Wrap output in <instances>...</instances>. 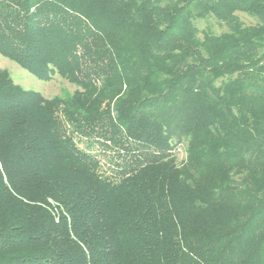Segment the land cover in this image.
Masks as SVG:
<instances>
[{
	"label": "trees",
	"instance_id": "1",
	"mask_svg": "<svg viewBox=\"0 0 264 264\" xmlns=\"http://www.w3.org/2000/svg\"><path fill=\"white\" fill-rule=\"evenodd\" d=\"M0 54L76 86L0 70V264H264V0H0Z\"/></svg>",
	"mask_w": 264,
	"mask_h": 264
},
{
	"label": "rangeland",
	"instance_id": "2",
	"mask_svg": "<svg viewBox=\"0 0 264 264\" xmlns=\"http://www.w3.org/2000/svg\"><path fill=\"white\" fill-rule=\"evenodd\" d=\"M243 20L246 22H251L245 14H241ZM198 27L202 30L211 29L214 32H222L225 30V27L217 23L215 19L201 20L197 22ZM0 70H6L11 78L15 81L16 84L20 85L23 88L35 90L42 93L46 98H52L54 96L67 97L72 94L76 86L69 83L67 80H64L60 76H55L51 81L44 82L39 80L36 76L31 74L26 69L22 68L16 62L0 54ZM99 150V148H97ZM178 158L179 160L183 159L185 156V148L182 146L178 149ZM102 162L106 164V159H103Z\"/></svg>",
	"mask_w": 264,
	"mask_h": 264
}]
</instances>
